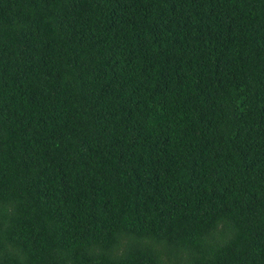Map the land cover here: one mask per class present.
<instances>
[{
  "label": "trees",
  "instance_id": "1",
  "mask_svg": "<svg viewBox=\"0 0 264 264\" xmlns=\"http://www.w3.org/2000/svg\"><path fill=\"white\" fill-rule=\"evenodd\" d=\"M0 264H264V0H0Z\"/></svg>",
  "mask_w": 264,
  "mask_h": 264
}]
</instances>
